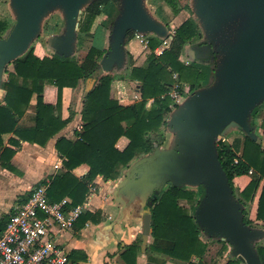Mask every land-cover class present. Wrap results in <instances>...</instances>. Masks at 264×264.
<instances>
[{
	"label": "water",
	"instance_id": "95a60500",
	"mask_svg": "<svg viewBox=\"0 0 264 264\" xmlns=\"http://www.w3.org/2000/svg\"><path fill=\"white\" fill-rule=\"evenodd\" d=\"M96 0H9L11 27L0 36V93L8 66L23 56L44 31V22L57 12L63 27L47 37V48L67 58L75 56L82 13ZM200 27V42L185 43L182 59L201 62L216 59L211 80L192 90L166 117L171 133L167 145L154 144L151 152L136 157L110 188L117 215L99 228L111 232L124 221L141 229V253L152 233L151 206L165 186L196 188L203 196L193 216L208 239L230 244L229 258L243 264H262L256 242L264 229L244 221V204L234 194L219 159L217 138L241 132L264 146L252 111L264 101V0H191ZM165 39L173 32L151 10L147 0H119L108 32L107 47L83 91V97L102 75L126 67L128 32ZM121 247H124V243Z\"/></svg>",
	"mask_w": 264,
	"mask_h": 264
},
{
	"label": "trees",
	"instance_id": "16d2710c",
	"mask_svg": "<svg viewBox=\"0 0 264 264\" xmlns=\"http://www.w3.org/2000/svg\"><path fill=\"white\" fill-rule=\"evenodd\" d=\"M163 1L174 13L185 5L184 0ZM110 2L117 4L118 0H96L86 7L79 25L82 36L94 37L91 31L93 21L100 14L101 7ZM7 27L8 20L0 18V36ZM130 33L127 37L131 36ZM199 36L197 25L191 18L185 19L174 30L170 46L158 54L155 49L161 41L157 37L147 36L150 53L143 65L132 66L129 73L130 79L137 82L140 99L129 104L119 102L111 95L114 75L107 73L100 76L83 97L79 121L73 128V139L60 134L77 112L68 107V113L63 114V90L66 87L76 88L81 80L90 77L105 49L97 39L87 50L67 58L38 56L30 48L13 61L12 70H6L4 95L0 100V165L15 170L11 159L21 140L45 146L57 136L54 148L62 162L57 172L49 177L47 195L51 201L68 197L72 206L83 203L98 176L115 179L139 153L153 150L155 143L150 134L166 126L165 120L172 103L167 93L175 83L188 84L191 91L208 83L212 73L209 67L182 61L184 44ZM34 95L36 102L31 106ZM149 100L151 103L148 106ZM31 107L33 114L28 117V122H24L31 124H21V118ZM260 108L264 112L263 106L256 107L252 116L260 118L259 127L264 131V113L259 115ZM4 134H11L7 144H4ZM217 149L231 185H234L236 177L249 175L248 183L239 190L238 199L248 208L257 196L255 219L264 222V148L244 135L239 152L233 144L225 141L218 142ZM236 157L239 158L238 162H234ZM81 164H86L88 170L78 177L73 169ZM29 193L20 203L26 201ZM197 194L198 191L193 188L168 185L153 200V241L146 248L147 264H164L165 256L183 264H207L204 256L208 243L201 238L193 216L194 207L191 211L180 203L184 199L193 204ZM247 211L243 212L244 221L251 225L253 221ZM8 216L9 213L0 218V231ZM87 221L99 223L100 212H83L74 223V230L81 229ZM257 249L264 264V244L258 245ZM139 251L140 243L133 241L119 249L117 255L123 264H137ZM68 257L71 263L87 260V254L80 250L71 251ZM193 257H197V261ZM224 264L242 263L234 258L227 259Z\"/></svg>",
	"mask_w": 264,
	"mask_h": 264
},
{
	"label": "rangeland",
	"instance_id": "374dc122",
	"mask_svg": "<svg viewBox=\"0 0 264 264\" xmlns=\"http://www.w3.org/2000/svg\"><path fill=\"white\" fill-rule=\"evenodd\" d=\"M8 1L9 0H0V18H5L8 20V27L6 29L11 27V25L13 23V17L11 15L9 8H8ZM147 3L150 6L153 13L163 23H165L169 27V34H171L187 18H191L195 22V24L197 25V28L200 32V27L198 26V24L194 18V13H193L192 6H191V0H184L185 5L180 9V11L178 13H174L172 11L171 7L169 5H167L163 0H147ZM118 5H119V0H118L117 4H113L110 2L109 4L107 3L101 7L100 14H98L95 17L93 24H92L91 31L94 32L93 38L91 36H87V35L82 36L80 34V32L78 33L77 50H76L75 56H77L81 50H87L93 42L95 43V39H97V42L101 45V47L103 49H105L107 47V45H108L107 44L108 32L112 26L113 19L118 12ZM114 7H116L115 10H113ZM83 14H84V12L82 13V17H83ZM112 15H113V19L111 20ZM62 27H63V20H62L61 16L57 12L51 14L48 18L45 19L44 31L37 37V39H35L33 41L31 46L29 47V49L32 48L34 50V53L37 54L38 56L56 55V54L52 53L47 48V46H46L47 40L46 39L51 33L61 32ZM201 36L202 35L200 33V36L198 38L193 39L187 43L193 44V43L199 42V39H201ZM160 41H161V44L157 47V49H155L156 54L160 53L165 48L170 46V44L168 45V43L165 41V39H161ZM125 50L127 53V62H126L127 65H126V67L119 72L112 70L109 73L114 75V78H113L112 83H111V95H112V97L116 98L121 103L123 101L124 103L129 104L130 100L134 99L133 94H134L135 90L137 89L136 88L137 82L130 79V76H129L130 70H131L132 66H140V65H143L145 63L146 57L150 53V49L148 47L145 48L141 43H139L138 39L134 35H131L130 37H126ZM182 61L183 62L188 61V63L196 62V61H191L188 57H184V56H183ZM196 63L201 64L205 67H209V69L212 70V73L209 76L210 77L209 81H210L211 77L213 75L214 69L217 66L216 59L214 58V59H209V61H206V62L201 61V62H196ZM12 68H13L12 64L8 66V70H12ZM6 78H7V73L5 74L4 79L6 80ZM209 81H208V83H209ZM86 84H87V79H83L79 82V84L76 88H70L71 91H70L69 95L72 94V90H73V93H75V94L71 95L72 98L69 100L71 103V104L69 103L70 106L71 105L73 107L76 106V103L78 102L80 95H82V93L86 87ZM94 84H95V82H94ZM207 84H205V85H207ZM185 85H188V84H185ZM200 87H202V86H200ZM197 88H199V87H197ZM197 88H195V89H197ZM74 89H76V90H74ZM3 95H4V92H1L0 93V99H2ZM150 103H151V100L148 101L147 105L149 106ZM67 104H68V102H67ZM67 104L65 103V105H67ZM260 106L264 107V101L257 107H260ZM258 113H259V115H261L264 112L260 108ZM26 120H23L22 122L24 123V122H26ZM253 121H255V123H257L258 127H259L260 118L259 117L253 118ZM258 132L262 136V138H264V131H262V129H260V127L258 129ZM240 135H241L240 140H242L244 135L242 133H240ZM71 136H72V134H69V137H71ZM150 137H151V140L155 144L167 145L169 143L170 138H171V133L169 131H167L165 126H162L161 130L159 132H152L150 134ZM226 139H227V135L226 136H219L217 138V144L220 141L226 142L227 141ZM263 148H264V146H263ZM144 154H147V153H139L137 155V157L144 155ZM35 163H36V161H35ZM17 166L19 168L22 167L19 164H17ZM126 167L127 166H125L121 169L120 175H122V171ZM29 171H30V168L27 167L25 169V172H27V174H29L30 173ZM250 173H251V171H250ZM247 176L249 177V175H247ZM118 177L115 179H112L113 182L109 187H112L114 185V182L118 179ZM245 181H246V178H245V180L244 179L241 180L239 178L234 179V185H235L234 186V194H235V196H237V198H238L239 190H241L246 185V184L244 185ZM11 185H12L11 182H7L6 180H4V184H2L0 186V201L4 200L5 198H7L9 196L10 192L8 189H11V187H12ZM166 187L167 186H165L162 191H164L166 189ZM193 189H196L198 191V194H197L193 204H191V202H188L187 200H184V199L180 201V203L182 205H184L185 207H187L191 211H192V208L193 207L195 208V206L198 204V202L201 199V197L203 196V192H204L203 186H198V187L193 188ZM103 194L105 197L103 195L98 197L99 198V201L97 200L98 203L99 202L103 203V200L105 201V198H108V199H110V201H112V198H111L110 192H109V188H107V190L104 191ZM253 206H254V203L252 202L248 208L245 207V209H244V210H248L247 214L253 221V223L251 225L254 227H259V228L264 229V222H261V221H258L255 219V212L253 210ZM111 212H112V214H115L116 209L112 207ZM193 212H194V210H193ZM104 213H105V211H104ZM131 224H133V223H129V225H131ZM200 235H201V238L208 243V246L206 248V253L204 256V259L207 262V264H224L227 259H234V258H229V256H228L229 251L231 249V246L229 243L222 241V240H219V239H208L201 233H200ZM128 239H129V241H136V242L141 243V229H137V231L134 232L132 235H130L128 237ZM148 241L150 244L153 241V238L150 236ZM261 244H264V238L256 242V246L261 245ZM117 249H118V246L117 247L114 246V251H117ZM114 253H116V252H114ZM114 253H113V255H110V254L105 255V257H107L109 259L107 263L123 264V262L119 259L118 255L117 254L115 255ZM105 257H104V259H105ZM165 259H166V261L164 262V264H183L182 262L175 261L171 258H168L167 256H165ZM197 259H198L197 257H193V260L197 261ZM137 264H147L146 252L141 253V251H139L137 253Z\"/></svg>",
	"mask_w": 264,
	"mask_h": 264
},
{
	"label": "crops",
	"instance_id": "0c3cea01",
	"mask_svg": "<svg viewBox=\"0 0 264 264\" xmlns=\"http://www.w3.org/2000/svg\"><path fill=\"white\" fill-rule=\"evenodd\" d=\"M70 91L71 89L68 87L64 88L63 90V114L66 115L69 108L77 110V112L75 114V118L70 123H68L65 128H63L60 134H64L67 137H69V134H72L70 138L73 139V128L79 121V111L82 106L83 93L82 95H80L76 106L73 107L72 105H69V100L72 98L71 95L75 93H73L72 90V94L69 95ZM35 102L36 97L34 95L31 99V106H33ZM65 103L67 105H65ZM122 103L126 104L123 101ZM32 114L33 108L31 107L20 121L22 122L23 120L27 119L26 121L28 122V117H30ZM240 133L241 132L238 131H232L227 135L226 139V142L228 144H233L235 146L237 152L240 151ZM10 136L11 134L3 135L4 144H7V140ZM56 137L57 136L51 138L45 146H39L37 144L21 140L20 146L17 148L15 154L11 159V164L14 166L15 170L11 171L0 165V186L4 184V180H6L7 182H11V186L13 187H11V189H8L10 192L9 196L0 201V218L8 213H11L13 209L18 204H20V200L28 191H30L32 187L37 185L42 180H49V177L55 174L60 168L62 159L58 156L54 148ZM1 150L2 147H0V152ZM17 164L21 165L22 167L19 168ZM27 167L30 168L29 174L25 172V169ZM87 170L88 166L86 164H81L73 169V173L76 176L81 177L87 172ZM236 178H239L241 180H245L246 178L244 185L249 181V177L247 175H242ZM112 182V179H104L103 177L98 176L90 186V190L88 193L89 196L93 195V199L91 201L92 210H90V212H100L101 221L99 223L87 221L85 225L79 230H74L73 227L71 229L62 230L57 237V241L65 247V249L68 251V255L73 250H80L87 254V260H78L75 263H71V261L69 260L67 264H111L107 263L109 259L105 257V255H113L114 252H116L114 253L116 255L118 253V250L123 248L121 247V243L119 241L123 242L124 246L133 242L129 241L128 237L137 231V226L134 221L122 222L118 228H115L111 232V236H109L107 233L105 234L99 232V228L114 219L118 212V208L113 204V200L110 201V199L105 198V201L103 200V203H98V197L102 195L104 196L103 193L107 190V188H109L110 191L111 187L109 186L112 184ZM253 203V210L255 212L257 206V197H255ZM112 207L116 209L115 214H112L111 212ZM101 208L105 211V213ZM129 223L133 224L129 225ZM114 246H118L117 251H114Z\"/></svg>",
	"mask_w": 264,
	"mask_h": 264
},
{
	"label": "built area",
	"instance_id": "2783aa9c",
	"mask_svg": "<svg viewBox=\"0 0 264 264\" xmlns=\"http://www.w3.org/2000/svg\"><path fill=\"white\" fill-rule=\"evenodd\" d=\"M174 34V31H173ZM145 48L147 36L134 34ZM157 49V48H156ZM185 63H188L185 62ZM191 91L189 85L175 83L167 93L175 107ZM130 103L140 99L137 90ZM238 157L234 162H238ZM49 180L30 189L26 201L18 204L0 231V264H67L68 251L57 241L62 230L71 229L85 211L92 210L93 195L75 206L68 197L51 201L47 195Z\"/></svg>",
	"mask_w": 264,
	"mask_h": 264
},
{
	"label": "flooded vegetation",
	"instance_id": "af4514ba",
	"mask_svg": "<svg viewBox=\"0 0 264 264\" xmlns=\"http://www.w3.org/2000/svg\"><path fill=\"white\" fill-rule=\"evenodd\" d=\"M130 32H131V31H130ZM130 35H134V33H133V32H131V33H130ZM130 35H129V36H130ZM199 42H200V41H199ZM200 43H201V44H203L204 42H203V41H201ZM205 60H206V59H203V61H205Z\"/></svg>",
	"mask_w": 264,
	"mask_h": 264
}]
</instances>
